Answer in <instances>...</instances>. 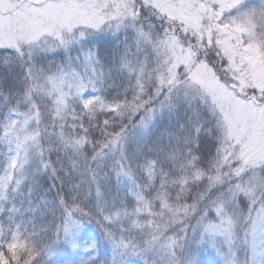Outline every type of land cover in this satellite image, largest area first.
<instances>
[{
  "label": "snow or ice",
  "instance_id": "obj_1",
  "mask_svg": "<svg viewBox=\"0 0 264 264\" xmlns=\"http://www.w3.org/2000/svg\"><path fill=\"white\" fill-rule=\"evenodd\" d=\"M0 264H264V0H0Z\"/></svg>",
  "mask_w": 264,
  "mask_h": 264
},
{
  "label": "trees",
  "instance_id": "obj_2",
  "mask_svg": "<svg viewBox=\"0 0 264 264\" xmlns=\"http://www.w3.org/2000/svg\"><path fill=\"white\" fill-rule=\"evenodd\" d=\"M100 237V229L95 224L90 225L84 233L83 239L85 241L90 239H98ZM83 250H81L82 252ZM105 255H111L110 251L108 252L107 249H105ZM211 259H217V257H211Z\"/></svg>",
  "mask_w": 264,
  "mask_h": 264
}]
</instances>
